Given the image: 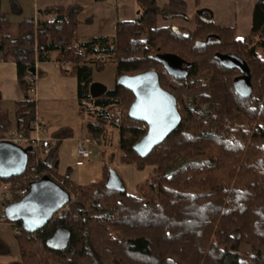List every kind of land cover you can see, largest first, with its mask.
Wrapping results in <instances>:
<instances>
[{"label": "trees", "instance_id": "16d2710c", "mask_svg": "<svg viewBox=\"0 0 264 264\" xmlns=\"http://www.w3.org/2000/svg\"><path fill=\"white\" fill-rule=\"evenodd\" d=\"M134 1L140 15L117 23L113 39L81 40L77 5L39 9L35 19L17 25L0 15V59L15 64L24 95L13 119L0 106V138L14 128L31 136L35 102L26 78L35 62H58L62 73L76 78L80 116L93 121L86 124L90 138L105 145L106 127L116 130L119 164L148 174L137 195L125 187L108 189L105 165L98 181L78 186L58 173L54 150L41 160L28 146L24 174L0 179V186L27 188L33 172L49 176L76 200L42 230L15 236L20 259L11 264H264V60L257 54L264 51V0L254 1L251 31L243 39L235 38L233 28L214 24L207 12L195 17L192 29L177 28L179 34L158 27L164 12L186 14L184 0ZM157 53L189 62L187 78L167 76L152 59ZM225 54L246 62L248 96L236 92L234 81L243 74L221 64ZM109 59L116 80L154 70L180 107L178 127L145 158L133 151L146 134L145 124L127 115L133 95L116 83L90 94L93 70L101 72ZM62 135L57 130L51 138ZM58 228L70 238L53 251L46 242ZM245 245L252 249L248 259L239 254Z\"/></svg>", "mask_w": 264, "mask_h": 264}, {"label": "crops", "instance_id": "0c3cea01", "mask_svg": "<svg viewBox=\"0 0 264 264\" xmlns=\"http://www.w3.org/2000/svg\"><path fill=\"white\" fill-rule=\"evenodd\" d=\"M19 1L20 5H18L17 8L21 16L20 18L22 19L16 24L10 23L12 25H17L25 20L35 19L37 10L39 9L53 6L66 7L77 5L80 8V11L78 14L79 25L77 26L76 31L81 40L92 37H106L113 39L117 23L131 22L129 20H132L133 18L136 19L141 12L139 6L134 0ZM203 12H207L208 14L211 12L212 15H210V18L217 26L233 28L234 31H236V28L233 26L231 27L230 23H227L226 25H219L216 23V10L213 11V9H205ZM232 15L233 18L236 19L237 12H234V14H230L229 16L225 12H219V18H217L221 21H225L226 19L229 20ZM37 69L39 78L36 82V94L32 97L35 102L37 117L41 122H43L45 128L47 129L46 134L48 137L51 138V135L54 132L62 130V138H51L52 150H54L61 158V162L63 161L65 164L66 160L68 163L71 161L73 162L75 156L74 150L77 141L82 136L87 137L88 132L86 124L93 121L90 117H84L83 119L80 116V108L77 99V81L72 74L62 73L55 67V62L53 61L38 63ZM104 70H108L109 78H112L110 85H107V82L104 81L105 79L102 77V71ZM102 71L97 72L93 70L91 76L92 84L100 85L103 89L107 88V90L113 89L116 83L114 62L109 59ZM0 99L1 109L8 112L11 119L14 117L15 103L24 99V95L18 87L15 64L1 59ZM65 116L68 118V121L63 119ZM112 131L115 132L116 130L112 129ZM97 147L101 152L107 150L105 145L102 143L97 144ZM113 166L114 168L112 170H114L120 177L127 193L130 195H136V186L147 179V172H138L130 166L121 165L115 157H113ZM69 178L71 179V176H69ZM93 182L94 181L91 180L90 183ZM11 229L13 231V227ZM12 239L13 238L10 236H8V238L5 237L0 230V256L8 255L9 246L13 243L15 246L17 245V243L15 244V240L12 241ZM17 248L19 250L18 245ZM18 255L20 259V253Z\"/></svg>", "mask_w": 264, "mask_h": 264}, {"label": "water", "instance_id": "95a60500", "mask_svg": "<svg viewBox=\"0 0 264 264\" xmlns=\"http://www.w3.org/2000/svg\"><path fill=\"white\" fill-rule=\"evenodd\" d=\"M172 31L179 34L176 27ZM152 59L161 65L167 76L177 80L186 79L191 68L189 62L170 53H157ZM219 60L225 68L238 69L243 74L235 79L234 87L241 96H248L250 85L245 80L248 68L244 59L235 54H225ZM116 84L134 97L127 111L128 117L145 124L146 134L133 146V151L139 157L145 158L178 127L181 116L176 99L161 88L158 74L154 70L134 76H120ZM89 91L94 96L101 94L104 89L100 85L91 84ZM26 167L25 149L10 142H0V179L21 176ZM105 186L108 189L124 191L120 177L112 169L108 170ZM69 202V193L52 178L43 175L39 180L30 182L27 193L17 202L8 205L4 214L8 222L20 223L25 233L32 234L49 224L53 216ZM69 238L70 233L66 228H58L47 240L46 246L53 251L62 250Z\"/></svg>", "mask_w": 264, "mask_h": 264}, {"label": "rangeland", "instance_id": "374dc122", "mask_svg": "<svg viewBox=\"0 0 264 264\" xmlns=\"http://www.w3.org/2000/svg\"><path fill=\"white\" fill-rule=\"evenodd\" d=\"M159 4H161L162 0H157ZM187 3V12L183 16H174L170 12H164L163 15L158 17L157 25L158 27H167L170 26L171 28H182V29H192L194 26L193 19L196 16H200V14L205 9H213L216 10V18L215 21L219 25H226L230 23L231 27H235V38L236 39H243L250 34L251 31V12L253 8L254 0H185ZM18 5H20L19 0H0V15H2L5 20L9 23L16 24L21 21L20 13L18 10ZM235 10V11H234ZM219 12H225L228 16L230 14H234L237 12L236 19L233 18V15L229 20H219ZM209 15H212L209 12ZM211 17V16H210ZM218 17V18H217ZM135 18L129 21H134ZM234 21V22H233ZM146 36L143 35L142 38ZM258 57L264 60V51L257 50ZM155 55V54H154ZM102 77L105 79L104 81L107 82V85H110L112 82L108 75V70L102 71ZM109 87V86H106ZM107 90V88H104ZM178 111L180 107L177 105ZM87 118L88 116H84ZM64 120L68 121V118H63ZM71 119V118H70ZM108 130V136L106 138L107 144L105 147L107 150L100 151L97 147V142L90 138L89 133H87V137L92 140L93 143V155L83 161V165L80 167H75L73 162H69L66 160V164L62 161L61 158L58 156L59 159V170L58 173L62 176H71L73 182L78 186H85L88 185L91 180L94 182L98 181L102 177L103 165L108 167V170L114 168L113 166V157L115 159H119L120 152L118 149V135L117 132H113L112 129L106 127ZM39 158V157H38ZM43 158H41L42 160ZM115 161V160H114ZM61 163V164H60ZM148 179V178H147ZM1 193V189H0ZM137 195V194H136ZM73 196V195H72ZM139 196V194H138ZM74 201L76 200V196L74 195ZM62 211V210H61ZM0 230L2 234L8 238L10 236L12 241L15 240V244L17 243V239L14 238V232L12 231V227L10 223H0ZM18 245V243H17ZM15 246L14 243L9 246V253L8 255L0 256V264H11L14 262L19 261V250ZM240 256L245 259H248L249 255L252 254V249L250 246L245 245L239 251Z\"/></svg>", "mask_w": 264, "mask_h": 264}, {"label": "built area", "instance_id": "2783aa9c", "mask_svg": "<svg viewBox=\"0 0 264 264\" xmlns=\"http://www.w3.org/2000/svg\"><path fill=\"white\" fill-rule=\"evenodd\" d=\"M37 62L34 63L33 66V73L26 78L27 82L29 83V89H28V95L31 97V100L34 102L32 97L36 94V82L39 78L38 75V69H37ZM69 63L64 62L62 63V67H68ZM55 67L57 69H60L61 64L58 62H55ZM119 114V112H117ZM47 129L45 128L43 122H41L38 117L35 110V117L33 122L31 123V136L27 137L18 132L15 128L11 129L8 133L4 135L3 138H0V142H10L13 143L23 149L30 146L35 152L36 156H39L41 158L47 157L50 152L52 151L51 142L52 139L47 136L46 134ZM75 156L73 165L75 167H80L83 165V161L89 159L93 155V143L92 140L86 136H82L75 146ZM30 182L37 181L40 178L35 173L29 174ZM1 193H0V223H10L8 222L5 214L4 209L15 202H17L20 198H22L28 191L27 188H19L14 191H10L6 185L0 186ZM68 192V191H67ZM69 193V192H68ZM70 195V202L66 204L62 210H65L68 208L69 204L74 202V197L69 193ZM60 212H57L51 222L54 221L55 218L60 216ZM13 227V232L15 236H21L24 232L22 230V227L17 225V223H10Z\"/></svg>", "mask_w": 264, "mask_h": 264}]
</instances>
